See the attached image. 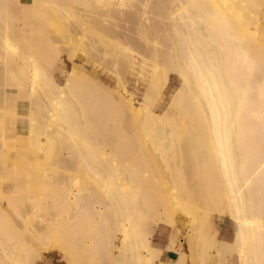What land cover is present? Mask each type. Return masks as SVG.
Segmentation results:
<instances>
[{"label": "bare ground", "instance_id": "bare-ground-1", "mask_svg": "<svg viewBox=\"0 0 264 264\" xmlns=\"http://www.w3.org/2000/svg\"><path fill=\"white\" fill-rule=\"evenodd\" d=\"M7 2L0 0V186L19 172L16 151L4 138L5 112L16 111L25 98L30 124L24 187L0 194V264H44L43 257L56 246L68 257L67 264H163L164 251L177 254L175 264H187L195 243L205 248L199 254L193 250L191 264L197 254L199 264H218V256L231 251L240 264H264V0H24L27 17L48 33L46 49L15 35ZM121 21L132 27L121 26ZM139 44L152 45V54L145 57ZM99 48L114 59V90L74 65L78 52L96 50L100 56ZM62 51L67 53L64 60ZM135 53L146 64L151 61L149 89L140 102L128 94L125 76L118 72L132 64ZM8 54L30 68L26 95ZM66 62L71 64L68 72ZM169 72L179 76L181 87L157 113L153 106ZM41 81L55 89L54 99L47 92L48 109L39 97ZM99 90L109 98L104 104L110 113L104 114L110 120L118 112L129 114L135 124L129 135L123 123L112 149L99 140L104 134L102 108L91 102ZM62 94L78 106L82 122L77 128L67 125L73 110ZM103 126L107 133L108 125ZM163 134L169 135L173 150L198 152L190 157L196 163L197 187L189 186L186 171L182 175L176 162L178 172L171 174L169 187L157 193L146 186L149 175L140 166L156 168L148 142L159 150L167 137ZM131 139L140 150L132 149L137 155L129 151L136 158L124 150L132 146ZM161 156L163 164L171 161V155ZM168 165L166 169L175 170ZM156 194L159 206L152 202ZM3 199L8 209L2 207ZM11 210L26 233L12 222ZM225 214L236 226L233 243L218 239ZM179 218L185 248L172 240L166 249L154 247L144 227L174 229Z\"/></svg>", "mask_w": 264, "mask_h": 264}, {"label": "rangeland", "instance_id": "rangeland-1", "mask_svg": "<svg viewBox=\"0 0 264 264\" xmlns=\"http://www.w3.org/2000/svg\"><path fill=\"white\" fill-rule=\"evenodd\" d=\"M23 1L24 0H8V2H7L8 12H9L8 21H9V24H10V28L12 27L11 30L14 31V33H15V35L17 37L20 38V36L21 37H25L26 36L27 38H29L30 40L34 41L35 43H41L40 45H42V47L44 49H46L49 46V44H50L48 33H47V31L45 29L41 28L38 24L34 23L30 18L27 17L26 8L23 5ZM75 7H76V5H75ZM79 10H81V12L83 14L85 13V10H83V9H79ZM33 23H34V25H33ZM120 24H121V26H124V27H127V28L128 27L129 28L132 27V25L127 24L126 22H123V21H121ZM0 26H1V22H0ZM75 33H78V30H75ZM23 35H25V36H23ZM61 43L63 44V42H61ZM134 43L136 45H138L139 42H134ZM139 48H141V51L144 53L145 57H147L146 56L147 54L150 55L153 52V46L152 45H149L147 47L146 46L142 47V45H140ZM143 50H145V51H143ZM151 50H152V52H149ZM99 51H101V52H99ZM64 52L65 51H62V54H61V55H63L62 56L63 60L65 58H67L66 57L67 53L66 52L64 53ZM91 52H92L91 54L81 53V51L78 52L77 56L75 57L74 65L76 66V68L78 67L79 70L82 73L84 72L83 74L85 76L88 75L87 77L90 76L89 78H91V76H92V79L94 78V80H96L97 82L101 83V85L106 86V87L108 86V88L110 90H114L116 88V86H117L118 76L116 75V71H115V68L113 66L114 59L112 58V56H110L111 54L109 53L108 55H105V53H103L101 48H99V50H98L100 56L98 55V53H96V50H91ZM147 52H149V53H147ZM94 53L97 54V55H95ZM149 55H148L147 59H149ZM134 56H136V57H134L135 59L132 58V64L130 66H128L129 69H128L127 65L125 64L124 65L125 67H123L124 69L122 67H120V69H118V72L121 74V76L123 78L125 76V78H124L125 80L123 79L124 80L123 83L125 85V88H126L128 94H131V97H132L133 100H135L137 102H140V101L143 100V97H144L145 93L149 89V85H150L149 81H150V76H151V68L149 67V64H151V61H148L147 64H146V61H144V59L142 57H139L140 56L139 54L135 53ZM151 57H150V59H151ZM8 58H9V63L11 65V67H10L11 71H18L19 70L18 71V73H19V78H18L19 88H21L23 90L24 94L26 95L27 94V90H29V88L31 86L30 79L27 76V73H29L30 68L27 67L26 65H24L23 62H21V61L18 62L16 55L8 54ZM139 61H141V63ZM144 62H145V65H144ZM68 63L69 62L65 63V70L67 72L71 69V64H68ZM134 63H135V65L132 66ZM136 65L137 66L139 65V66L137 67ZM126 69H127V71H126ZM43 72L46 73L45 68H44ZM56 74L58 75V72H56ZM168 76H169L168 83H166L167 85H164L162 87L163 90L161 92V95L158 97V100L155 102V104L153 106L154 111L157 112V113L158 112H162L163 110H165L169 106V103L171 102V100L174 97V95L177 93V90L181 87V79L179 78V76L177 74H175L173 72H169ZM60 77H62V79L64 80L63 75L60 76ZM138 79L140 81H138ZM42 81H41L42 88H41V90L39 89V97L43 98L42 101L44 103L46 102L45 104L47 105V107L46 106L45 107L48 109V107H50V106H49V102H48L47 98L52 96L53 93H54L53 95H55L56 93H55V89L46 88V86L43 84ZM62 82L63 81H61V83ZM26 84H27V86H26L27 89L24 88V85H26ZM42 89H43V91H42ZM52 91H53V93H51ZM47 92L51 93L50 96H48L49 94L47 95ZM101 93H103V94H101ZM97 96H99V97H97ZM52 97H53L52 99H54V96H52ZM61 97H65L68 100V102H69L68 103V107L71 108L70 111L73 110L72 112H74V113H72V112L70 113L72 115V116H70L71 120H69V121H67L68 119L66 120L67 125H68V122H69L70 126H73V127L75 126L77 128L78 123L80 125L81 122H82V120L80 121V119H79V116H78L79 114L77 112H75V111L78 110L77 104L68 95L62 94ZM50 99H51V97H50ZM108 99H107L106 96H104V92L100 91V92H97L96 97H94V99H93L94 101L91 100V102H99L98 103L99 104L98 110H99V108L104 109V110L100 109L99 113L101 112L100 116H102V118H103L102 119L103 120L102 123L104 125L105 124L108 125L106 127V129H105L107 131V133H105L103 131V129H104L103 127L104 126H103V124H101L100 129H101V132L104 133V134H103V136L101 138H99V140H103L104 147L112 149V148H114L116 142L120 139V133L122 132L121 131V127H122L123 123H124V129L126 130V132L129 135L134 133L135 124H134V121L131 119L129 114L126 117H122V115L120 113H118V112L114 113L113 119L110 120L109 119V115L107 116V114L110 113L109 112L110 109L108 108L107 105L104 104V102H109ZM28 102L29 101L27 99H25V98L20 100L18 102L17 106H16V111H6L5 115H4L5 116V129H6V134H5L4 138L7 139L6 140L7 144L10 147H12L13 149H15V151H16L17 159H16V162H15V164H16V169L15 170H17V172L18 171L19 172H18L17 176H14V174H13V176L9 177L10 179L8 180V183H6L4 186H0V194H2V192L6 193V194H10V191L15 189L16 187H21V188L24 187V172L23 171H25V169L27 168V160H25L26 159L25 157H26V154L28 152V145L27 144H28L29 124H30V115H29L30 112H29V108H28L29 107L28 106ZM100 104H101L102 107L100 106ZM35 106L36 105H34V107ZM104 106H106V111H105ZM104 112L107 113V114H104ZM75 113L77 115H75ZM42 114L45 116L44 112ZM107 120L108 121L110 120L109 123L107 122ZM70 121H71V123H70ZM63 124H64L63 126L66 125L65 123H63ZM83 132L84 131H82V133ZM86 134L87 133L85 132L84 135L87 136V138H88L89 137L88 136L89 133H88V135H86ZM156 136H157L156 139L159 140L158 134ZM163 136L165 137L167 135L163 134ZM91 137H89L91 142L92 141L95 142L94 139H91ZM165 138H167V139L165 140ZM165 138L163 139L162 136L160 135V140L163 139L165 144L162 141L164 145L161 143L163 145V147H161L159 150H154L149 142H148L149 146L147 144V146L151 150V152L149 151L150 155L153 152L152 154H154L153 156L157 158V159L155 158V160H157L158 162H157L156 168L155 169L153 168L154 171H152L153 170L152 168H151L152 169L151 170V169H149V167L146 168L144 166H140V167H143V168H141V172H143L145 175L146 174L149 175L148 180L146 179V181L149 182V184L146 185V186L155 187L157 189V191H159L157 193H160V189L161 188L166 187V186L169 187V185H170L169 182H172L171 181L172 180L171 174L172 175H173V173L175 174V171L177 173L178 172L177 170L180 169L182 171H179V172L182 175H183L182 172L186 171V172H184L183 176L184 177L187 176L186 177L187 179L186 178L185 179L188 182V184H190L189 186L192 185V187H195L196 184H194V183H197V179H198L195 176V172L196 171L194 169L195 166H196L195 165L196 163L193 160H190V159H192L190 157H192V155L194 153H198V152L193 151L189 147H182V149L180 148L181 151L179 150L178 147H175L176 149L173 150L174 148H172L171 146H169L170 144H168V142H169L168 139H170L169 135L167 137H165ZM93 142H92V144H93ZM134 146H135V142H133V140H132V146H130L131 148L128 147L127 149L126 148L124 149V150H126L125 151L126 154H129L127 156H129V157L131 156L132 157L134 155V154L133 155L131 154L132 152L133 153L136 152V150L132 151V149H137V147L135 146V148H134ZM168 148H169V150H168ZM170 149H172V151ZM137 150H139V149H137ZM163 150H165V151H163ZM182 150H184V151H182ZM159 151L161 153L164 152L165 153V157L167 156V158H169V156L171 155L170 158H169L171 161H169L170 163L168 162L167 165L170 164V166L174 167L175 170L174 169L173 170L172 169H170V170L166 169L168 167H167L166 164L162 163L164 161L161 159L162 156H161V153ZM137 152L135 153L136 155H137ZM139 152H140V150H139ZM158 153H160V154H158ZM174 153H175V155H174ZM180 153L183 154V155L181 156ZM141 155H142V152H141ZM133 157L136 158L135 155ZM182 157H184V158H182ZM172 158H175L173 160V162H172ZM137 160L140 161V164H143L142 160H141V157H138ZM183 161H184V165L186 167H184V165L182 164ZM174 163L176 165H178L179 167L182 165V168L176 169V165H174ZM94 164H96V163H94ZM102 164L104 165L105 163H102ZM188 164H190V165H188ZM104 166H106V165H104ZM169 168H171V167H169ZM150 170H151V173H150ZM191 170H193V171H191ZM168 171H173V172H169L168 173ZM153 172H154L155 178L153 176V179H152L150 176H151V174H153ZM156 172H158V173H156ZM187 173H190V175L188 176ZM170 178H171V180H170ZM188 180H190L192 182H190ZM150 183H151V185H150ZM151 198H152V196H151ZM154 198L158 199V198H160V196H158V194H156L152 198V200H153L152 202H154L155 204H158L157 201L159 202V199L155 200L156 201L155 202ZM2 203H4V204H2V207L6 208L5 206L8 205L7 201L5 199H3ZM159 205L160 204H158L157 206H159ZM6 209H8V208H6ZM13 213L14 212H12V210L9 213V215H11L12 219L14 220L12 222L15 224L16 228H18V229L21 228V230H22L24 225L23 224L20 225V224L23 221L21 220V222H20V220H19L20 218L18 216H16L15 213H14V216H13ZM52 216H53V214H52ZM224 218L225 219L223 220V222H222V224L220 226V234L218 232V239L219 240L226 239V240H229L230 243H233V236H234V231L236 230L235 229L236 226L228 219V214H225ZM181 220L183 221V218H181ZM181 220L179 218V222L180 223L177 224L176 228L170 229V230H169V228H163V226L161 228L155 230L151 224L146 225L144 228L150 234V236L152 237V239H153L152 244L154 245V247L163 249V247H161L160 245L157 244V243L160 244V242L157 240V238L160 236V234L164 233L165 235H167V237L171 236V238H172V235H174L175 241L177 243H181V244L175 243L177 248H182V249H183V247L185 248V246H186V244H184L186 242L185 231H184L185 227L183 225H180L181 223H183V222H181ZM183 227H184V229H183ZM24 229H23V231H24ZM24 232L26 233V231H24ZM27 235L28 234H26V236ZM167 245L168 244H166L164 246V248H166ZM57 248H58L57 246H56V249L52 248L50 250L49 255L44 256L45 255L44 254L43 255L44 256L43 257L44 260L42 259L43 261H41V262L44 263V264H46V263L47 264H67V263H69L68 257L63 253L62 250H60V248H59V250ZM204 248H205V245L195 243L190 248L191 250H190V252L187 255V264H191V262L195 261L194 259H192V257L196 259V257H194L195 254L193 256H191L192 253H194L196 251L199 254L200 251L203 250ZM193 250H195V251L193 252ZM209 250H210V253H212L213 250L208 248V251ZM234 252L233 253H232V251H231V253L230 252H228V253L226 252L227 253L226 255H224L225 254L224 253L223 254V258L224 259L221 257L222 255L218 256L220 259L217 256H215V255H214L215 257L214 256L213 257L214 258H218V260H219L218 264H222V262L227 263V264H231L230 261H232V260L234 261V264H237V262H236L237 253L236 252L234 253ZM62 253H63L64 256L62 255ZM198 254H197L196 264H199L198 263L199 262ZM65 258H66L67 262L65 261ZM173 258H174V260L171 262V264H175V261H176V258H177V254H175V256ZM190 258H191V262H189ZM214 258H212V259H214ZM221 259L223 261H221ZM215 263H217V262L214 261V264Z\"/></svg>", "mask_w": 264, "mask_h": 264}, {"label": "crops", "instance_id": "crops-1", "mask_svg": "<svg viewBox=\"0 0 264 264\" xmlns=\"http://www.w3.org/2000/svg\"><path fill=\"white\" fill-rule=\"evenodd\" d=\"M219 231H220V229H219ZM219 234H220V232H219ZM234 236H235V231H234ZM234 236H233V240H234ZM157 240L160 242V244L159 243H157V244L160 245L161 247H163V249H166L169 246L171 240L174 241L175 243H177L175 241L174 235H172V238H171V236L167 237V235H165L164 233L160 234V236L157 238ZM221 241L230 243V241L226 240V239H222ZM166 244H168V245H167L166 248H164V246ZM177 244H181V243H177ZM175 254L176 253H173V252H170V251H164V254L162 256L163 264H171V262L174 260L173 257L175 256ZM176 260H177V258H176ZM230 262H231V264H234L233 260L230 261ZM236 262H237V264H239V260H238L237 256H236Z\"/></svg>", "mask_w": 264, "mask_h": 264}]
</instances>
